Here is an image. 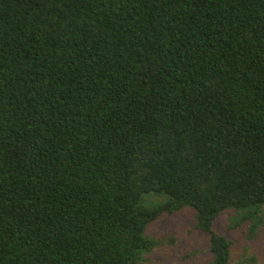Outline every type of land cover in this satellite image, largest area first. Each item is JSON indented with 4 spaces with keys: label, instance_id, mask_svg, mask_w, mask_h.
<instances>
[{
    "label": "trees",
    "instance_id": "1",
    "mask_svg": "<svg viewBox=\"0 0 264 264\" xmlns=\"http://www.w3.org/2000/svg\"><path fill=\"white\" fill-rule=\"evenodd\" d=\"M264 207V0H0V264H149L184 208Z\"/></svg>",
    "mask_w": 264,
    "mask_h": 264
},
{
    "label": "rangeland",
    "instance_id": "2",
    "mask_svg": "<svg viewBox=\"0 0 264 264\" xmlns=\"http://www.w3.org/2000/svg\"><path fill=\"white\" fill-rule=\"evenodd\" d=\"M261 217L253 233L251 222L239 223L235 211L227 210L214 220L212 231L231 242V264H264V207ZM195 223V212L189 208L152 223L147 234L162 243L148 254L149 264H210L209 236Z\"/></svg>",
    "mask_w": 264,
    "mask_h": 264
}]
</instances>
